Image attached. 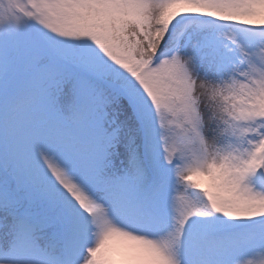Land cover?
Segmentation results:
<instances>
[{
    "label": "snow or ice",
    "instance_id": "obj_1",
    "mask_svg": "<svg viewBox=\"0 0 264 264\" xmlns=\"http://www.w3.org/2000/svg\"><path fill=\"white\" fill-rule=\"evenodd\" d=\"M0 264H264V0H0Z\"/></svg>",
    "mask_w": 264,
    "mask_h": 264
}]
</instances>
